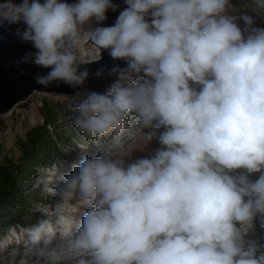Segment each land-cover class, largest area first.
Instances as JSON below:
<instances>
[{"label":"clouds","instance_id":"clouds-1","mask_svg":"<svg viewBox=\"0 0 264 264\" xmlns=\"http://www.w3.org/2000/svg\"><path fill=\"white\" fill-rule=\"evenodd\" d=\"M122 2L0 0V39L29 46L21 72L76 90L63 107L85 153L55 176L50 215L24 229L32 255L264 264L249 235L253 221L264 229V0ZM85 37L114 63L92 70L103 55L83 58ZM92 79L111 83L96 91Z\"/></svg>","mask_w":264,"mask_h":264},{"label":"rangeland","instance_id":"rangeland-1","mask_svg":"<svg viewBox=\"0 0 264 264\" xmlns=\"http://www.w3.org/2000/svg\"><path fill=\"white\" fill-rule=\"evenodd\" d=\"M233 2L239 7L240 0H233ZM257 26H264V20H258ZM91 51L97 55L85 37L79 54L88 59ZM65 96L34 92L26 101L18 103L11 113L0 116V163L5 161L16 163L19 160L22 153L21 143L25 140V133L43 122L45 117L43 114L45 112L44 105H48L52 109L51 115L55 118V126L51 124L48 126V130L50 134L56 135L54 139L56 159L54 158L51 164L37 165L32 169L29 165H24L21 175L24 181L19 186V199L14 198L0 207V239L8 231L9 225L28 223L37 218L42 209L49 208L51 194L47 187H51L52 183L42 184L43 178L54 173L53 169L56 166L61 167L66 160L78 163L80 157L85 154L76 149L72 143V136H75V132L73 131L71 135L68 132L71 124L67 118L70 113L66 112L63 107ZM155 147L158 145L153 142L147 151L137 152L135 155L145 156L151 148ZM27 163L30 164L31 162ZM57 173L58 170L54 174ZM43 174H45L44 177ZM255 175L258 176L259 174ZM44 179L48 180V177ZM17 251L16 247L10 248L8 254L0 257V264H37L36 258L29 248L23 251V256L19 260L14 259Z\"/></svg>","mask_w":264,"mask_h":264},{"label":"water","instance_id":"water-1","mask_svg":"<svg viewBox=\"0 0 264 264\" xmlns=\"http://www.w3.org/2000/svg\"><path fill=\"white\" fill-rule=\"evenodd\" d=\"M123 7L122 0H115ZM118 13H108L106 24H112ZM29 46L18 43L7 32L3 33L0 39V116L11 112L15 106L26 101V99L34 92L47 94L72 95L76 90L61 84L57 86L55 83L47 87H42L34 83L36 73L42 71L34 66H23V73L15 64V60L27 51ZM103 55L99 64L91 65L94 70L101 65L111 66L114 63L108 56L107 52L102 54L99 51V59ZM98 60V59H97ZM111 83L110 79H92L88 83V87L92 90L103 91Z\"/></svg>","mask_w":264,"mask_h":264},{"label":"trees","instance_id":"trees-1","mask_svg":"<svg viewBox=\"0 0 264 264\" xmlns=\"http://www.w3.org/2000/svg\"><path fill=\"white\" fill-rule=\"evenodd\" d=\"M43 108L45 111L43 122L25 133L19 160L16 163L10 161L0 163V207L14 198L19 199V186L24 181L21 176L24 165H29L32 169L37 165L51 164L54 158L56 159L54 155L56 135L50 134L48 130L51 124L55 126V118L51 115V107L44 105ZM249 235L264 243V229H261L258 221H253Z\"/></svg>","mask_w":264,"mask_h":264},{"label":"bare ground","instance_id":"bare-ground-1","mask_svg":"<svg viewBox=\"0 0 264 264\" xmlns=\"http://www.w3.org/2000/svg\"><path fill=\"white\" fill-rule=\"evenodd\" d=\"M91 49L96 51L97 55H94L93 54L94 52L91 51V54L88 56V58H91L93 60L99 59L98 58L99 57V51L93 49L92 46H91ZM9 113H11V112H9ZM5 115H7V114H5ZM57 169H58V173L65 171V169L62 166L61 167L56 166L55 169H53V172L56 173ZM54 173H50V175H47L48 180L44 179L47 177H44L45 174H43L42 176L44 178L41 180V183L45 184V185L53 183L55 176L59 175L58 173L57 174H54ZM47 189H50V187H47ZM43 214H49L50 215L49 208L42 209L40 211V214H38L39 216L35 219L30 220L28 223L26 222L24 224L9 225L8 231H6L1 236V239H0V257H3L6 254H8L10 252V248L16 247L18 251L16 252V254L14 256V259L19 260L20 258H22L23 251H25L29 248V246L27 244V236L25 234L24 229L27 226L34 225L35 223H37V221L42 218L41 216Z\"/></svg>","mask_w":264,"mask_h":264}]
</instances>
